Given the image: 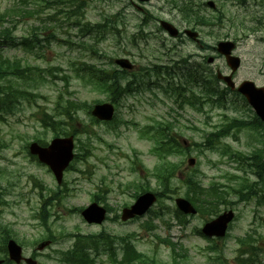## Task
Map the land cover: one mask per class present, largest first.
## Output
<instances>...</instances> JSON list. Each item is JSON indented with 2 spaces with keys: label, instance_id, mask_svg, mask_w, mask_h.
Returning a JSON list of instances; mask_svg holds the SVG:
<instances>
[{
  "label": "rangeland",
  "instance_id": "rangeland-1",
  "mask_svg": "<svg viewBox=\"0 0 264 264\" xmlns=\"http://www.w3.org/2000/svg\"><path fill=\"white\" fill-rule=\"evenodd\" d=\"M13 1L16 0H0V12L10 7ZM42 1L45 6L38 7V10L39 8L43 10L41 18L55 15L52 17L55 21L51 26L54 30L50 32L54 36L50 39L49 45L38 36L40 43L30 52L23 49L4 51L9 58L22 59L30 68L27 73L35 69L39 71H34L31 80L13 82L14 87L27 92L24 99L18 98L17 102L9 106L7 112L2 113L3 116L0 115V259L7 258L3 248L5 238L15 240L22 247L23 255L35 257L37 264H58L57 252L71 248L75 242L74 236L104 234L114 239L112 245L119 249L121 242L118 238L135 234L136 239L133 243L137 252L149 258L156 255L160 261L156 264H173V253L164 241L175 245V254L185 252L186 264H218L215 260L218 256L225 264H233L238 250L235 238L246 234L253 235L254 228L262 237L260 248L264 250V207L256 208L254 202H238V197L231 193L230 203L234 204L236 220L230 227L228 237L214 243L220 252L217 254L208 251V246L213 243L197 234L204 224L200 217L188 218L185 226H180L173 219L176 211L174 199L184 197L186 190L177 179L171 185L172 194H167L170 199H161L160 203L153 207L158 215L163 216L162 221L165 223L154 218V215H146L125 224L113 220L116 214L120 215L124 205L129 206L134 201L136 190L127 189L126 185L138 184L141 181L143 184L145 182L143 180L147 178L146 187L156 188L154 180L148 177L156 161L150 154L152 142L140 138V131H144L145 126L153 125L154 122H172L175 124L176 135L188 143L199 144L198 147L192 148L189 155L185 156L182 152L171 159V162L177 165L182 162L180 172H184L185 175L192 174L194 179L205 187L213 182L229 186H237L243 182L245 175L240 170L235 171L236 165L216 151L205 150L201 144L209 133L218 130L230 118L251 120L254 113L235 93L225 94L223 107L204 103L201 106L202 112H196L187 105L183 110H177L173 99L167 98L164 88L163 90L158 88L159 83L165 87V80L152 75L153 66L163 64L169 66V60L166 58L190 54L195 60L191 63L205 64L199 54L214 58L217 57L216 53L211 50L200 53L189 40L180 45L178 40L157 33L156 23H150L145 31L138 30L136 25L140 16L131 7V0H85L87 2L84 10L85 22L90 24L103 22L106 16L117 12L124 15L125 25H118L121 33L116 36L110 32L106 33L104 40L99 39L98 54L94 55L81 47V44L84 46L91 44L93 38L87 35L81 37L78 27L72 21L64 19L67 10L65 5L55 8V5L50 7V2ZM167 1L151 0L147 10L155 18L167 19L179 28L191 27L193 23L188 26L179 9L175 8V11L169 9L170 1ZM172 1L179 7L180 0ZM189 1L194 6L197 3L203 4L204 17L210 21V26H195L201 41L209 46H214L218 40L225 37L236 41L234 54L239 57L241 64L234 74V82L239 84L246 80L253 82L257 87L264 86V0H246L243 5L240 0ZM208 1L214 2L215 10L206 6ZM48 7L50 8L47 9ZM218 17L223 21L221 27L216 26L219 25L216 22ZM36 24L37 21L34 25ZM30 28L31 24L23 22L18 27L17 36L27 35ZM140 32L146 35L145 39L140 42V36L137 35L134 45L131 46L132 37ZM168 49L170 52H167ZM124 53L127 54L123 55ZM165 54L168 55L165 57ZM119 57L128 58L135 66H139L135 77L144 85L132 95L121 98L115 129L104 125L92 126L90 118L85 114L79 117V121L84 123L85 131L87 133L93 131L94 135L92 138L87 135L88 139L83 136L80 144L76 143L77 159L72 167L64 172L61 185H57L49 169L39 164L36 158L28 153L31 143L46 144L54 137L52 130L45 126L41 119L44 114L48 116L56 114V104L61 96L63 101L72 99L88 104L96 101L107 102V95L90 90L73 79L72 66L73 63L79 66V62L85 61L109 67L110 59ZM208 67L213 72L219 69L224 74L230 73L223 58H216L213 65ZM144 70L148 74L146 77L139 75L145 74ZM63 76H68L70 80L67 89L65 82L59 80ZM42 77L48 82L43 81ZM3 85H6V82H3ZM218 86L223 90V84L219 83ZM27 94H31L32 97H27ZM262 141L264 130L255 132L245 129L238 135L226 138L222 144H228L233 151L250 155L253 151L264 148ZM188 157L196 158L201 163L199 167L195 165L193 168H198L196 173L187 168ZM234 175L238 177H233ZM248 177L250 182L256 181L252 175ZM95 194H99L100 199L110 207L109 221L100 226L86 224L79 210L93 202ZM43 206L44 222L40 219V217L43 219ZM151 219L156 228L150 232L145 223ZM48 230L56 236L57 241L43 251H37V244L45 240ZM67 234L72 236L67 237ZM260 259L264 263V253ZM96 264L111 263L104 254H101Z\"/></svg>",
  "mask_w": 264,
  "mask_h": 264
},
{
  "label": "trees",
  "instance_id": "trees-1",
  "mask_svg": "<svg viewBox=\"0 0 264 264\" xmlns=\"http://www.w3.org/2000/svg\"><path fill=\"white\" fill-rule=\"evenodd\" d=\"M45 1L48 2L49 0ZM36 15L37 12L28 10L24 1H20L17 5L0 13V81L4 80L6 82V85L0 88V112H7L6 110L9 106L14 102H17L18 98L23 97L24 99L26 93L24 90H20L13 86L14 81L17 82L20 79H24L19 74L21 71L20 61L16 59L10 60L3 57L1 46L18 47L23 45L26 47L27 45L23 41L21 43L16 42L15 36H13V31L16 27V22L23 19H33ZM187 16L192 17L193 20L198 19L196 13L190 10L188 11ZM37 19L38 18H36V20ZM32 30H35L36 35L38 34V27ZM87 31L88 27L86 25L81 27V32L86 33ZM90 31L93 32V29H90ZM78 77L85 85L90 86L93 90L96 89L100 91V89H102L103 92L111 91L112 95L117 96H119L122 92H127L125 89L123 91L118 90L122 77L117 76V73L110 75L106 69L98 68L97 66L89 65L83 67L80 70ZM186 81L187 87H189L188 100L191 107L196 109L197 103H202V101L219 103L221 93L217 89L216 83L211 77H207L206 80H204L196 72H192L188 75V79H186ZM173 92L176 95L180 93L178 88H175ZM198 99H200L201 102H199ZM89 109L90 107L84 102L59 103L57 105V109L55 110L56 114L53 116L44 114L41 122L52 130L55 137L68 134L88 135L85 131L84 125L80 124V126H82L80 128L76 126L74 127L73 121L76 120L77 122V119H74L73 117L76 116L78 112H88ZM68 125L69 130L65 128ZM242 129H250L255 132H260L261 130H264V126L255 117L249 122L239 121L236 123L234 121L230 125L216 131L215 134H210L202 146H206L211 149L231 131L236 132ZM159 131L160 139L155 141L156 148L154 152L159 157L160 163L155 167L153 176L156 179L157 185L162 190L158 193L161 198L163 196V192L168 193L171 191L172 180L175 178L177 166L172 162L167 161V158L175 155L179 145L169 135H166L164 127ZM262 143L264 146V141H262ZM221 155H226L232 162L239 164L242 163L241 171L245 175L242 183L237 186L227 187L225 190V186L219 184H214L209 188H204L191 176H188L183 180V184L186 187L184 194L185 198L196 207L201 216H205L206 218H210L218 214L221 210L220 208L230 202L228 196L231 193L235 194L239 201L248 202L253 198H256L258 202H261L262 200L258 197V194H260L264 200V148L256 152L253 151L250 155L245 156L241 153L231 151L222 152ZM248 175L255 177L256 181L250 182ZM55 195L57 196V194ZM42 213L43 219L42 217H40V219L44 222V206L42 208ZM179 216V214L175 213V217L181 221L183 218ZM50 235L51 234L48 230V237H50ZM258 239H260L259 236ZM5 240L6 238L4 239L3 244H5ZM254 240L255 239L250 235L246 236L245 239L237 240L240 248L238 256L234 262L235 264H263L260 259V253L262 250L254 246ZM98 241V239H90L89 244L97 249L99 247ZM103 241L104 242L102 243L109 248L110 242L105 241V239ZM89 244L84 237L77 236V243L74 249L62 256L61 263H94V260L89 258L84 251L85 247ZM217 260L219 264H223L220 259ZM121 262L124 264H155L154 258L142 257L137 254L129 241H125L124 243Z\"/></svg>",
  "mask_w": 264,
  "mask_h": 264
},
{
  "label": "water",
  "instance_id": "water-1",
  "mask_svg": "<svg viewBox=\"0 0 264 264\" xmlns=\"http://www.w3.org/2000/svg\"><path fill=\"white\" fill-rule=\"evenodd\" d=\"M169 32L171 35L176 34L172 28H169ZM189 35L192 36L191 34ZM232 48L233 44L229 42L218 44V51L226 56L228 65L232 68V71H235L239 65V59L230 56ZM208 62H212V59L210 58ZM116 64L129 70L132 68L126 60H117ZM217 78L222 79L230 88L234 87L230 76L225 77L218 73ZM238 92L246 99L257 117L264 123V87L256 88L252 82L245 81L238 87ZM91 114L98 120L110 121L113 117V107L110 104L96 105L93 107ZM72 150L73 137L54 139L46 148H41L36 143L29 146L30 154L37 156L39 162L50 168L58 183L61 182L62 173L73 158ZM194 162V159H189V166H193ZM154 202L155 196L150 193L140 196L133 206L122 211L121 220L126 221L135 216H142ZM176 206L185 214H195L194 209L183 199H177ZM81 215L89 224H101L105 217V210L98 207L96 204H92L85 209ZM233 216L232 211L223 213L215 220L207 223L202 229V233L207 237H223L227 224L233 219ZM46 245H48L47 242L42 243L38 246V249L42 250ZM7 251L11 261L16 264L20 263L22 260L21 248L18 247L14 241H9L7 243ZM24 261L27 264H36L30 259H24Z\"/></svg>",
  "mask_w": 264,
  "mask_h": 264
},
{
  "label": "flooded vegetation",
  "instance_id": "flooded-vegetation-1",
  "mask_svg": "<svg viewBox=\"0 0 264 264\" xmlns=\"http://www.w3.org/2000/svg\"><path fill=\"white\" fill-rule=\"evenodd\" d=\"M141 13H144V10H143V11H141ZM201 48L203 49V48H207V47H206V46H202Z\"/></svg>",
  "mask_w": 264,
  "mask_h": 264
}]
</instances>
